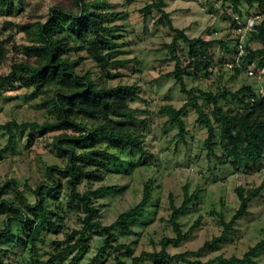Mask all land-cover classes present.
Masks as SVG:
<instances>
[{"label": "rangeland", "instance_id": "obj_1", "mask_svg": "<svg viewBox=\"0 0 264 264\" xmlns=\"http://www.w3.org/2000/svg\"><path fill=\"white\" fill-rule=\"evenodd\" d=\"M112 9L121 16L110 22L113 26L112 37L115 41V64L108 71H101L89 57L85 49H72L68 54L71 60L78 62L76 71L79 74L89 73L98 87L115 86L117 84L136 85L140 87L138 97L130 101V106L143 110L138 115L146 123L143 146L146 155L137 153H117L121 163H110L106 170L94 171L77 185V191L86 188H97L102 185L114 186V189L94 199L100 210L101 222L110 224L121 212L131 208L141 199L143 185L152 181L151 201L141 217L128 222L131 232L115 231L116 244H125L131 248L133 256L141 251L159 250V240L163 236L173 237L174 232L168 222L170 199L176 206L183 201L184 187L188 194L196 196L193 208L178 219L182 229L186 231L199 215L202 221L193 235L179 247H168L171 255L196 250L204 241L221 233V218L228 221L238 208L236 188L251 190L258 187L264 180V156L255 171L233 168L229 163L220 165L214 158L208 159L205 138L206 130L196 122V113L188 109L183 116L187 133L184 140L178 139L176 127L166 123V115L159 113V108L171 104L180 107L188 96L180 91V85L164 74L174 69L172 52L167 45L173 33L165 26L164 20L158 21L160 13L151 9L144 15L143 8L153 0H108ZM163 9L170 14L174 27L183 29L190 38L203 40H221L234 45L235 33L231 20L227 17L231 9L223 0H164ZM13 12L8 15L6 9H0V41L8 49L6 60L0 67V75L10 70L12 62L21 61L24 56L21 47L28 42L22 32H18L11 24L45 22L51 8L75 10L73 0H13ZM216 6L214 8L213 6ZM243 15L255 12V7L246 3L239 6ZM253 12V13H252ZM248 13V14H245ZM244 17V16H243ZM68 35V33H66ZM70 43L78 48L85 45V40L69 36ZM248 46L263 49L264 43L255 37H248ZM83 48V47H82ZM200 48V47H198ZM176 55L184 66L189 61L188 46L177 43ZM229 55L223 45H214L208 50L207 56H199V71L184 75L186 89L218 91L227 89L238 90L244 85L252 86L253 90L264 95V76L253 78L245 72L235 73L224 67ZM224 108H234L235 103L229 99L221 101ZM37 122L54 121L55 116L45 96L39 94L34 87H21L16 84L3 91L0 98V124L7 121ZM72 134L71 131H67ZM61 133L59 130L44 131L26 129L17 132L14 146L0 159V188L11 180L23 191L29 204L35 202L33 190L40 182L51 183L46 176V168H54L53 179L58 178L62 187L56 193H49V207L56 209L62 217L60 227L53 232L44 231L38 240L36 258L30 255V249L20 245L19 238L25 236V230L17 222L10 225V233L0 239V248L7 250L0 254L3 264H44L55 248L65 244V235L72 229L80 227V214L68 210L70 187L66 183L67 175L63 172L66 166L65 156L59 154L54 146V138ZM7 140V134L0 131V149ZM66 141L61 142L66 146ZM98 145V144H97ZM102 146V145H99ZM77 151L86 150L90 144L74 146ZM220 148L215 149L220 154ZM0 199L18 204L15 194L5 189ZM192 206V204L190 205ZM249 215L241 217L234 225L233 231L220 245L219 249L202 254L199 259L207 261L215 255L241 257L264 237V189L261 195L249 205ZM4 216L0 215V231L4 230ZM102 238L92 237L89 250L70 263V256L57 264H115L116 258L130 262V257L121 254V248L106 250L94 261ZM191 259H194L193 257ZM253 259L264 264V248H261ZM90 262V263H89ZM142 264H155L154 259H147ZM163 264H184L178 260Z\"/></svg>", "mask_w": 264, "mask_h": 264}, {"label": "trees", "instance_id": "obj_2", "mask_svg": "<svg viewBox=\"0 0 264 264\" xmlns=\"http://www.w3.org/2000/svg\"><path fill=\"white\" fill-rule=\"evenodd\" d=\"M12 1L0 0V9L5 7L8 15L12 14L14 9ZM73 1L74 11L59 7L51 8L45 22L11 24L18 32L25 35L28 43L21 47L24 58L19 62H12L9 72L0 75V98L3 91L16 84L21 87H34L39 94L45 96V101L50 105L55 116L54 121L43 123H17L11 120L0 124V131L7 134L6 143L0 149V159L14 146L17 132L26 129L61 131L54 138V146L59 154L66 158L63 172L67 175L66 183L70 187L67 208L81 215L80 227L72 229L65 235V244L55 248L44 264H57L70 256L74 249L76 250L70 263L77 261L89 250V242L94 236L102 238V245L91 261L99 258L107 249L121 248L123 249L121 254L130 257V262L116 258L115 264H142L147 259H154L155 264L175 260L184 264H258L253 256L264 248V237L241 257L234 255L225 257L219 254L204 262L199 257L206 252L219 249L233 231V225L241 217L249 215V205L261 195L264 180L258 187L251 190H245L240 186L236 188L238 208L228 221L221 218V233L204 241L196 250L173 255L167 251L168 247H179L184 241L190 239L202 221L199 215L186 231L182 229L178 221L181 215L193 208V201L196 199L193 194H188L186 187H184L183 201L180 206H176L170 199L171 212L168 222L174 236H163L159 240V250L141 251L133 256L129 246L113 244L116 240L115 231L131 232L128 222L141 217L144 213L151 201L152 181L147 180L144 183L141 199L137 204L118 214L114 221L107 225L101 222L100 210L95 206L94 199L113 190L114 186L102 185L78 192L77 185L85 178V175L91 174V177L95 179L97 176L93 175L94 171L106 170L112 162L121 163V159L112 151L117 153L128 151L146 155L147 151L143 146L146 123L138 117L143 110L130 106V101L138 97L139 86L117 84L98 87L88 72L79 74L76 71L78 62L71 60L68 56L72 49H85L101 71H108L109 67L115 64L112 58L115 55L113 48L116 45L112 37L113 26L110 22L119 18L121 14L112 9V4L108 0ZM223 2L229 4L231 13L227 18L231 21L232 13L244 16L239 8L241 3H246L249 7L254 6L255 12L252 13L262 15V20L256 25V31L251 32L249 37L258 38L264 43V0H223ZM164 5V0H153L143 8V12L146 16L151 9L157 10L160 13L158 21L164 20L165 26L173 33L167 47L172 52L174 69L164 76L172 77L188 99L178 108L171 104L163 105L159 108V113L166 115V123L175 126L178 139L184 140L187 129L183 116L188 109L193 110L197 115L196 122L206 130L204 141L208 159L214 158L220 165L229 163L236 169L255 171L264 156V95L253 90L250 85H244L235 91L186 89L183 76L199 71V56H207L208 50L217 44L226 48L228 59H230L234 46L229 48L228 43L221 40L188 37L183 29L173 26L170 14L163 9ZM69 36L83 39L86 44L81 48H75L70 43ZM179 41L188 46L190 59L184 66L175 51ZM245 49L243 64L253 60L259 66L264 64V48L253 50L246 41ZM7 54L8 49L0 41V67L6 60ZM234 72H242V69H234ZM224 99L234 102L235 107L224 108L221 105ZM67 131H71L72 134ZM63 140L66 141V146L61 145ZM81 144H90L91 147L77 151L74 146ZM217 147L220 148V154L215 153ZM53 172L54 168H46V176L52 182H40L37 185L33 190L35 195L33 204L28 203L23 191L18 189L13 180L6 182L0 188V195L5 189H10L18 201L16 205V202L0 199V215L5 218V228L0 231V239L6 238L10 233L11 223L17 222L25 230V236L19 238L20 245L30 249L33 259L36 258L38 240L43 232H53L52 229L60 227L58 223L63 220L56 212L58 208L49 207L48 196L44 193V190L56 193L62 187L60 179H53ZM2 253L6 254L7 250L0 248V254ZM192 257L194 259H191ZM0 264H3L1 256Z\"/></svg>", "mask_w": 264, "mask_h": 264}, {"label": "built area", "instance_id": "obj_3", "mask_svg": "<svg viewBox=\"0 0 264 264\" xmlns=\"http://www.w3.org/2000/svg\"><path fill=\"white\" fill-rule=\"evenodd\" d=\"M216 8V6H213ZM231 27L236 35L234 38V52L230 59L224 62V67L228 70L242 69L249 77L261 78L264 76V64L257 65L250 61L243 64V58L246 55L245 43L249 34L256 31V25L262 20L260 14H250L241 16L237 13L231 14ZM262 94V92H260Z\"/></svg>", "mask_w": 264, "mask_h": 264}]
</instances>
